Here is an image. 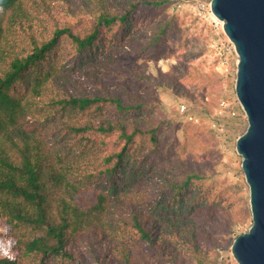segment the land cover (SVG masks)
Segmentation results:
<instances>
[{
    "label": "trees",
    "instance_id": "trees-1",
    "mask_svg": "<svg viewBox=\"0 0 264 264\" xmlns=\"http://www.w3.org/2000/svg\"><path fill=\"white\" fill-rule=\"evenodd\" d=\"M169 1L0 0V220L16 241L0 264H217L247 219L238 186L213 178L220 154L207 169L159 158L161 101L105 84L146 36L142 7ZM170 23L151 26L155 40Z\"/></svg>",
    "mask_w": 264,
    "mask_h": 264
},
{
    "label": "rangeland",
    "instance_id": "rangeland-1",
    "mask_svg": "<svg viewBox=\"0 0 264 264\" xmlns=\"http://www.w3.org/2000/svg\"><path fill=\"white\" fill-rule=\"evenodd\" d=\"M158 20H169L171 23L168 31L155 40L151 26ZM137 23L146 36L135 44L126 45V49L117 55L118 62L113 71L104 77L107 88L125 99L158 98L163 106L161 112L170 120L164 130L166 136L161 143L159 158L176 159L182 153L191 166L207 169L208 159L214 160L213 156L220 154L221 164L213 178L238 186L250 210L241 156L235 149V139L245 131L247 120L235 123L232 136L224 148L219 139L211 141L198 128L190 130V122L195 121L180 115L176 109L178 101H186L189 113L207 127V110H212L224 87L228 90L234 87L233 80L229 78L227 81L219 72L216 37L210 21L188 7L178 10L169 1L168 5L159 8L144 5ZM113 30L110 32H119L117 27ZM113 43L122 44L118 37ZM194 48H202V53L191 59L187 52ZM142 74L153 76L160 83L155 84ZM251 223L250 211L244 222L233 225L228 240L218 247L228 249L232 240L247 231ZM0 226H5L1 220Z\"/></svg>",
    "mask_w": 264,
    "mask_h": 264
},
{
    "label": "water",
    "instance_id": "water-1",
    "mask_svg": "<svg viewBox=\"0 0 264 264\" xmlns=\"http://www.w3.org/2000/svg\"><path fill=\"white\" fill-rule=\"evenodd\" d=\"M238 54L234 89L247 127L236 138L252 223L231 243L238 264H264V0H211Z\"/></svg>",
    "mask_w": 264,
    "mask_h": 264
},
{
    "label": "built area",
    "instance_id": "built-area-1",
    "mask_svg": "<svg viewBox=\"0 0 264 264\" xmlns=\"http://www.w3.org/2000/svg\"><path fill=\"white\" fill-rule=\"evenodd\" d=\"M170 1L174 8L179 10L188 7L196 14L210 21L216 37L215 44L217 49L219 72L227 79V81H229V78L233 80L234 84L236 79L238 54L234 43L223 30V22L213 14L210 6L211 0ZM176 109L180 115H184L186 118L195 122L199 121L198 117L189 113V104L186 101H178ZM206 115L208 116L207 124L209 128L212 130L215 137L222 141L220 144L221 146H224V148L227 146V143L232 136V130L235 127V123L240 120H247L246 114L236 96L234 87L231 90L224 87L222 94L217 97L212 110L208 111ZM245 185V187H248L247 183H245ZM216 253L217 264H238L233 257L231 246L228 249L218 247L216 249Z\"/></svg>",
    "mask_w": 264,
    "mask_h": 264
},
{
    "label": "clouds",
    "instance_id": "clouds-1",
    "mask_svg": "<svg viewBox=\"0 0 264 264\" xmlns=\"http://www.w3.org/2000/svg\"><path fill=\"white\" fill-rule=\"evenodd\" d=\"M11 231L8 226H0V259H7L14 261L16 259V241L8 237V233Z\"/></svg>",
    "mask_w": 264,
    "mask_h": 264
}]
</instances>
